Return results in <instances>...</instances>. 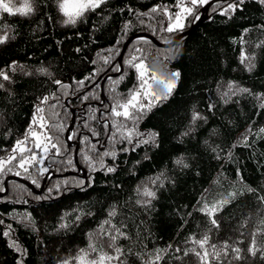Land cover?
<instances>
[{"label": "trees", "instance_id": "obj_1", "mask_svg": "<svg viewBox=\"0 0 264 264\" xmlns=\"http://www.w3.org/2000/svg\"><path fill=\"white\" fill-rule=\"evenodd\" d=\"M31 2L29 15L0 17V37L7 36L0 71L10 77H0V160L18 141L31 149L0 174V193L9 177L43 190L8 182L0 197V264H78L75 257L90 243L98 251L89 259L101 250L114 255L108 233L117 230L123 235L114 244L123 255L114 264H151L157 253L155 264H202L191 249L203 250L190 238L205 233L208 250L215 245L220 253L210 264H264V3L220 1L171 48L133 40L120 65L131 37L168 43L192 28L204 6L168 32L177 0H106L75 24L66 23L62 0ZM133 57L155 73L180 77L167 99L130 109L134 118L125 119L115 113L140 85ZM41 116L44 128L36 125ZM71 126L73 145L66 137ZM30 128L51 137L47 153L43 144L35 147ZM32 154L37 162L25 171L19 161ZM225 199L217 228L202 209ZM254 238L259 250L252 255Z\"/></svg>", "mask_w": 264, "mask_h": 264}, {"label": "snow or ice", "instance_id": "obj_2", "mask_svg": "<svg viewBox=\"0 0 264 264\" xmlns=\"http://www.w3.org/2000/svg\"><path fill=\"white\" fill-rule=\"evenodd\" d=\"M106 0H62L60 3V9L63 12V14L68 17L66 23L75 24L77 19L82 17L85 12L89 10H95L96 8H99L101 4L105 3ZM241 3H243V0H240ZM261 3H264V0H260ZM208 3V0H190V4L195 5H204ZM176 7L179 8V11L172 14L169 13V20L173 21L170 23V25L165 29L168 32L175 31L177 29H182L184 27L183 21L186 18V15H191L193 13V7L189 6L185 3V0H177ZM231 10H235V5L229 6ZM0 9H2L4 12L15 14L19 13L20 15H29L34 12V7L31 2V0H24V3L21 7H14L10 6V3H5L4 0H0ZM153 12L158 11V9L154 8L152 9ZM167 11V9H165ZM7 40V36L0 37V44L5 43ZM137 59V57H133L132 60L129 61V64L134 67L138 73V79L140 80V86L139 89L132 92L130 94V98L125 104L119 105L120 108L123 109L122 112H116L115 114L117 116L123 115L125 119L134 118L133 112L131 110H135L137 112L143 111L145 107H148L149 109L154 105V103L159 102L161 99H167L168 95L171 94L172 90L176 86V82L179 80L180 73L179 72H173L171 75L174 77V79L171 80H160L161 83L165 84L166 92L163 95H158L152 90V84L150 81L157 80V74L153 72L148 66L144 63L143 60H141L139 63H135L134 61ZM243 62V60H242ZM12 70H15V65L12 66ZM46 71V70H41ZM0 77H2L3 80H9L10 77L8 74L4 71H0ZM57 83H60L57 81ZM0 87H3V85H0ZM240 91H248L247 89H240ZM149 99V104L146 106L141 102V98ZM44 102H47V98H45ZM37 112H43L42 108H38ZM200 118L198 115H194V119ZM44 117H40V127L44 128L45 124L43 123ZM33 123H36L34 120ZM29 134L35 138L36 144L35 147L40 148L43 144V152H48V145L45 143V141H50V136H44L43 139H41V135L33 131L31 128L28 130ZM262 132H264V129H261ZM131 133H129V136ZM158 134L152 133L150 138L155 139V137ZM147 142V141H145ZM52 147H56L55 144L52 145ZM14 151H19L21 155L25 152H31L30 148L26 147V140L25 141H18ZM16 159L15 156H12L9 158L8 163H10L12 160ZM33 162H37L36 155L33 154L29 157L22 158L19 161V167L25 168V171H27L26 165H31ZM3 161H0V170L4 167ZM177 163H182V160L177 161ZM187 166V165H185ZM115 169L109 168L108 171H114ZM46 171V169H45ZM19 174V173H17ZM249 191H253L252 189H249ZM144 195L148 197L155 198V193L151 191H145ZM235 195L234 193L232 194ZM264 199V197H262ZM229 201L227 199L221 200L217 203H214L213 205L209 206L207 204L204 205V208L202 209L205 213V215L209 216L210 222L213 226L219 227L218 221L215 219V215L218 211L222 210L223 205L227 204ZM67 215V214H66ZM110 216H114L115 212L109 213ZM78 218V217H77ZM106 224L110 223V221H105ZM61 228H67V224H61ZM115 227V226H113ZM4 235H8V233H5ZM123 233H120L119 230H117L116 235H113L112 233H108L109 239L113 242L109 245V247L114 248V255H109L106 252L100 251V254L92 259H89L90 252H97L96 245L94 243H90L88 246V249H81L80 254H78L75 259L78 261V264H114V262L120 261V256L123 255V251L121 248L115 246L114 242L118 239L119 236H122ZM92 234H89V238L91 239ZM210 237L207 233H205L201 239L197 240L195 237L190 238V242L194 245L198 246L203 251H197L196 248L191 249V251L201 260L202 264H210L209 257H215L216 259H219L220 253L215 250V245H212V251L210 252L206 245L209 244ZM13 246H15V243H13ZM229 245L225 244L224 248L222 249L223 254L227 255V249ZM259 250L257 248V242L255 238L252 241L251 247L249 248V252L252 255L256 254V251ZM240 249L239 248H233V252L236 253L234 256L235 259H240ZM160 256L159 253H157L155 260L151 262V264H155L156 260H159ZM65 264H70L69 261H65Z\"/></svg>", "mask_w": 264, "mask_h": 264}, {"label": "water", "instance_id": "obj_3", "mask_svg": "<svg viewBox=\"0 0 264 264\" xmlns=\"http://www.w3.org/2000/svg\"><path fill=\"white\" fill-rule=\"evenodd\" d=\"M220 1H225V0H213V1H211L210 3H208V4L204 7V9H203V13H202L201 16L198 18L197 22L192 26L191 29H189L188 31H185V32L181 33V34H180L179 36H177L174 40H172V41H170V42H168V43H166V44L160 43V42L157 41L154 37L149 36V35H147V34H141V35H137V36L131 37V38L125 43V45H124V47H123V50H122V52H121V55H120V57H119L120 65H121L122 59H123V57H124V54H125V52H126L128 46H129V44H130L133 40L138 39V38H148V39H150V40H151L156 46H158V47H160V48H166V49L171 48V47L175 46V45H176L179 41H181L183 38H185L186 36L192 34V33H193V32L199 27V25H200L203 21H205V19L208 17V14H209V10H210V8H211L214 4H216V3L220 2ZM73 123H74V120H73V122H72V125H73ZM71 130H72V126H71V127L69 128V130L67 131V133H66V137H67V141L69 142V144H70V145H73L74 143H71V142H70V139H69V134H70ZM77 151H78V147H76V151H75V160H76V164H77ZM77 165H78V164H77ZM79 172L82 173V177H83V178H86V173L84 172V170H83L82 168H79ZM69 175H72V173L65 174L64 176H69ZM57 176H58V175H57ZM47 178H48V176L46 177V179H47ZM46 179L44 180V183L46 182ZM10 180L21 181L22 183L28 185V186L34 191V193H36V194H40V193L42 192V190H43V188H42L41 190L37 191V190H35V188H34L33 186L29 185L27 182L22 181V180H19V179L16 178V177H9V178L5 181L6 191H5L4 193H0V197H3V196H5V195L7 194V192H8V190H7V184H8V182H9Z\"/></svg>", "mask_w": 264, "mask_h": 264}, {"label": "rangeland", "instance_id": "obj_4", "mask_svg": "<svg viewBox=\"0 0 264 264\" xmlns=\"http://www.w3.org/2000/svg\"><path fill=\"white\" fill-rule=\"evenodd\" d=\"M211 1L213 0H208V3H210ZM5 3H10V6H14V7H21L23 5V3H19L18 1L16 0H4ZM185 3L188 4L189 6L193 7V13L197 10L198 7L200 6H206L208 3L204 4V5H191L190 4V0H185ZM179 11V8L176 10V12ZM175 12V13H176ZM3 14H11V13H7V12H4L2 9H0V17L3 15ZM190 15H186V18L184 19L183 21V24L185 26V23H186V20H187V17H189ZM173 21H171L170 23H172ZM179 30V29H178ZM166 44V43H164ZM160 48V47H159ZM166 49V48H165ZM173 72H176V71H167V72H158L156 73L157 74V80L155 81H150V83L152 84V90L157 93L158 95H163L165 94L166 92V88H165V84L164 83H161L160 80H171V79H174V77H172V73ZM177 84V82H176ZM140 86V85H139ZM139 86L137 88V90L139 89ZM162 100H165V99H161L159 102H156V103H160ZM147 101L149 102V99H147ZM35 119V116L33 118V120ZM33 124V123H32ZM40 124V122H37V126ZM38 130V129H37ZM15 149V148H14ZM33 155V154H32ZM36 155V154H35ZM12 156H15L16 159L12 160L10 163H8V160L10 157ZM23 155H21V153H19V151H12V153L7 157V158H4L0 161H3L5 162L4 163V167L2 170H0V174L3 173V172H10V170L14 167L15 163H17L16 161L18 160V158H21ZM43 263L44 264H47L46 262V259L43 258Z\"/></svg>", "mask_w": 264, "mask_h": 264}]
</instances>
